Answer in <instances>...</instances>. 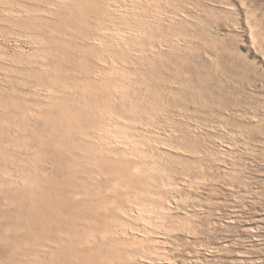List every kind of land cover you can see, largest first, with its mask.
<instances>
[{
  "label": "rangeland",
  "instance_id": "obj_1",
  "mask_svg": "<svg viewBox=\"0 0 264 264\" xmlns=\"http://www.w3.org/2000/svg\"><path fill=\"white\" fill-rule=\"evenodd\" d=\"M120 1L115 15L118 26H124L123 10L135 8L137 0ZM245 2L247 7L241 0H159L157 17L150 18L157 48L149 58L157 66L149 76L134 63L135 52L116 51L131 71L126 76L134 80L129 79L128 90L138 87L135 93L144 99L139 114L132 116V130L151 139L166 169L154 188L165 206L148 213L156 229L150 245L162 257L152 264H264V0ZM111 4L113 0H0V172L10 170L18 183L26 175L34 179L30 186L0 185V264H55V242L46 239L55 238V217L62 215V207L71 221L57 220L58 231L99 235L118 219L137 227L117 209L81 215L84 200L70 192L79 171L86 169L91 180L100 171H112L110 177L100 176L107 185L124 164L100 159L96 146L87 147L92 152L81 164L80 152L68 153V143L55 133L38 136L47 128L42 125L49 121V127L57 117L49 105L48 85L59 78L77 85L85 68H95L91 37L103 32ZM132 19L134 24V15ZM178 34L182 39L172 45ZM123 96L119 99L126 101ZM72 99L67 103L72 110L82 106L81 114H72L82 118L73 117L78 132L80 124L91 125L96 116L90 115L89 105L84 109L78 98ZM101 100L92 105L102 106ZM114 105L120 108L121 102ZM150 106L161 112L149 115ZM28 107L36 113L26 116ZM40 110L45 111L40 115ZM89 155L94 162H88ZM55 184L67 190L58 210ZM38 186L41 198L31 204L24 195L39 192ZM103 194L106 198L109 192ZM140 225L150 227L144 220ZM108 247L101 252L107 254ZM78 263L71 259L70 264ZM91 263L109 264L98 259L79 264Z\"/></svg>",
  "mask_w": 264,
  "mask_h": 264
},
{
  "label": "bare ground",
  "instance_id": "obj_2",
  "mask_svg": "<svg viewBox=\"0 0 264 264\" xmlns=\"http://www.w3.org/2000/svg\"><path fill=\"white\" fill-rule=\"evenodd\" d=\"M113 1L115 5L111 4L110 9H107L109 18L106 20L107 23H104L103 32L91 37V47H94L95 50L90 51L89 56H94L95 68H85L87 70L82 71L84 74L78 78L80 83L77 85H67L62 78L56 79L55 84L51 82L48 85L50 90L48 89L49 91L46 94L50 98L49 105L51 110L55 109L57 117L55 118V123L50 122L49 127L47 126L49 121L42 125L47 128L42 127L43 129L39 131L38 136L43 137L44 133L48 135L52 134V132L55 133V137L61 138L68 143V153L73 151L74 154H79L76 150L80 152L82 157L81 164L86 162L87 153L92 152L87 148L89 146L100 147L99 150L96 149L99 152L97 155H99L100 159L104 157L110 163L124 164L125 168L118 167L120 168L118 169V175L110 180L107 185L103 184L100 178L104 174L110 177L112 171L109 173L100 171L93 180H91L92 176L86 172V169L79 171L75 175L78 183H75V187L70 192L74 198L84 200V207H82L84 212H80L81 215H84L87 211L95 210L96 212L94 213L98 216L103 214L102 212L117 209L128 214L130 219L135 220L137 227H132L131 224L118 219L110 230L103 229L99 235L93 230L84 234V236L81 232L71 233L65 229L58 231L57 220L71 221L70 213L62 207L63 209L60 210L62 215L55 217V238L46 239L48 244L55 242V264H70L73 258L77 259L79 263L83 262V260L96 262V259H98L101 263L106 262L109 264H146L144 263L145 261L148 264H152L155 260L162 258L160 253L150 245L151 233L155 232L156 229L153 230L155 224L152 219L148 218V213L152 210H157L160 206H165L164 199L156 195L154 188L158 186L157 181L159 178L163 179L165 176L166 169L162 161L159 160L160 157L158 158V155L153 151L151 139L132 130L136 115L135 118H132V116L133 114H139L140 111L138 109L143 97H140L138 93L136 95L135 92H137L138 87L133 93L128 90L130 85L128 81L133 77L126 76V74L131 73V71L127 73L129 70L115 56L117 54L116 51L135 52L134 63L140 64L141 67L145 68L148 76L151 75L149 72L157 66V61L155 58V61L149 58L150 54L155 55L156 52L152 49L156 47V41L154 42L156 35L151 29L153 24L150 18L157 17L155 12H159L161 6L158 4L159 0H137L135 8L131 6V8L128 9L126 7L123 10V17L127 21L123 22L124 26H118L119 21L117 19L119 16L115 14H118L116 10L120 6L121 1ZM132 15L135 16L134 24L129 20L133 21ZM165 19L167 18L165 17ZM157 23L161 24V22ZM181 39L182 37L179 34L176 35L171 41L172 45L178 44ZM133 81L129 82L132 83ZM135 82H138V80H135ZM111 83L112 86L110 85ZM108 89L110 91H106ZM44 91L47 92V90ZM122 95H124L123 98L126 101L119 99ZM76 98H78L81 105H85L84 109H87L89 105L90 115L96 116L95 118L93 117L91 125L87 124L88 122L80 124L81 131L78 132H75L73 117L78 120L82 119L76 117L81 114L82 106H75L74 110H72V106L67 104L69 99L75 100ZM100 99H102V106L92 105V101L97 100L99 102ZM118 100L121 102L120 108L114 105V102ZM107 103H109L108 107H103L107 106ZM160 109L161 107L150 106L148 113L150 115V112ZM24 111L26 116L36 113L33 107H28ZM44 111L40 110L38 114L41 115ZM72 114L76 116H72ZM149 124L151 123L149 122ZM149 124L147 125L149 126ZM52 154L54 153L52 152ZM94 158L95 156L89 155L88 162H94ZM0 174V185L4 188L7 185L9 187H17L20 184L22 186H30L34 183V179H31L30 175L22 177V182L18 183L17 179L10 175V170L3 169ZM39 188L40 186L37 188L39 192L34 189L29 195H24L29 197L31 204L41 198L42 192ZM104 190L109 192L108 196L105 194L106 198H104ZM66 191L64 186L55 184V209L58 210L60 198L63 197ZM94 194L96 196L92 197L91 200L90 197ZM38 211H40L39 207ZM84 218L87 219V217ZM142 220L148 222L150 227L141 226L140 221ZM161 225L164 226V224ZM36 241L40 242V238L36 237ZM13 244L18 245L16 242H13ZM106 245L109 246L106 249L107 254L101 252V248ZM85 253H89V257Z\"/></svg>",
  "mask_w": 264,
  "mask_h": 264
},
{
  "label": "snow or ice",
  "instance_id": "obj_3",
  "mask_svg": "<svg viewBox=\"0 0 264 264\" xmlns=\"http://www.w3.org/2000/svg\"><path fill=\"white\" fill-rule=\"evenodd\" d=\"M241 3H242V5H243L244 7H247V4H246L245 0H241Z\"/></svg>",
  "mask_w": 264,
  "mask_h": 264
}]
</instances>
